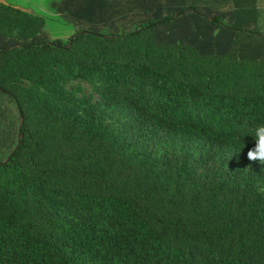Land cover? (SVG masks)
I'll use <instances>...</instances> for the list:
<instances>
[{
  "label": "trees",
  "instance_id": "trees-1",
  "mask_svg": "<svg viewBox=\"0 0 264 264\" xmlns=\"http://www.w3.org/2000/svg\"><path fill=\"white\" fill-rule=\"evenodd\" d=\"M263 4L52 0L75 29L63 44L7 35L32 17L0 2V264H264V165L247 159L264 124ZM61 73L131 113L130 141L67 107ZM179 133L203 155L152 148Z\"/></svg>",
  "mask_w": 264,
  "mask_h": 264
},
{
  "label": "rangeland",
  "instance_id": "rangeland-1",
  "mask_svg": "<svg viewBox=\"0 0 264 264\" xmlns=\"http://www.w3.org/2000/svg\"><path fill=\"white\" fill-rule=\"evenodd\" d=\"M0 2L11 5L20 11L27 12L32 17L28 22H23L24 24H17L15 22L5 23L3 25V31L7 35L32 36L40 33L43 29L49 31L52 39L60 40L63 44H66L75 32V29L71 24L57 15L56 10L52 7V0H0ZM262 9L264 15V4ZM40 21L41 25L39 24ZM19 82L25 88L32 87V83L26 79H21ZM60 82L66 91V97L63 102L67 107L76 109L79 114H85L84 111L86 110H94L100 119L112 129L114 134L122 135L123 139L126 140L131 137L129 124L132 120V114L123 110L121 107L114 110L105 109L109 101L103 95L100 83L89 82L82 79L66 78L62 73L60 76ZM142 145L143 143L141 146ZM151 146L163 153L175 155L182 161L189 157L197 156L198 158L203 155L202 150L205 148L206 143L199 138L179 133L176 135H167L162 141L153 142ZM237 151L238 150L233 148H224L222 150V154L229 158L228 161L223 160L226 170L231 171L238 167L239 170L242 171L245 179L253 182L254 178L252 167L250 165H238L230 160L236 155ZM199 169L201 171L204 170L202 167ZM260 171H263V169L260 168ZM255 184L260 191L264 192V180L256 181Z\"/></svg>",
  "mask_w": 264,
  "mask_h": 264
},
{
  "label": "clouds",
  "instance_id": "clouds-1",
  "mask_svg": "<svg viewBox=\"0 0 264 264\" xmlns=\"http://www.w3.org/2000/svg\"><path fill=\"white\" fill-rule=\"evenodd\" d=\"M254 146L247 152L250 162H259L264 165V124L258 125L253 131Z\"/></svg>",
  "mask_w": 264,
  "mask_h": 264
}]
</instances>
